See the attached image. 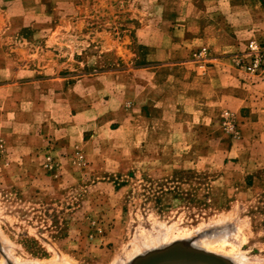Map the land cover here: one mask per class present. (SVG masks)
Instances as JSON below:
<instances>
[{"label":"rangeland","instance_id":"1","mask_svg":"<svg viewBox=\"0 0 264 264\" xmlns=\"http://www.w3.org/2000/svg\"><path fill=\"white\" fill-rule=\"evenodd\" d=\"M227 44L261 70L264 0H0V264H264V139L225 79L199 120L158 66Z\"/></svg>","mask_w":264,"mask_h":264},{"label":"crops","instance_id":"2","mask_svg":"<svg viewBox=\"0 0 264 264\" xmlns=\"http://www.w3.org/2000/svg\"><path fill=\"white\" fill-rule=\"evenodd\" d=\"M233 48V44H227L223 46L219 54L211 56L209 59L210 64L206 66V73L204 75H200L195 64L187 59L158 63V66L167 70L169 73L168 78H171L172 81H175L172 73L176 71L173 74L175 76L179 75L176 78V81L179 84L185 86H190L192 84L199 85V89L195 92H190L188 86L187 90L183 89L182 92L178 94L183 100L181 101L180 106H183L184 110L187 109L185 107L192 106L196 116L194 118L199 120L203 119L208 106L209 74H216L217 81L220 78L223 80L225 79V85H227L225 86L227 87L226 91L225 93H222L220 97L216 94L215 97L217 98V102L219 98H221L223 107L230 108L234 111L239 110L240 113H242V130L245 129L247 124H250L254 130L249 129V134H251L254 143H257L259 139H264V131H262V128H264V66H262L257 74L249 76L245 80H241L239 74L240 71L231 63V56H234V53L232 52L234 51ZM147 69L150 68H143L142 70L149 71ZM151 72L156 75V68L153 67ZM10 85L11 84H8V86ZM59 89L62 90V88ZM238 90L243 91L241 96L235 94V91ZM168 97L167 95H159V101H154L152 105L154 108H161L159 109V113L163 116H170V114H172L169 110V106L171 105L168 102ZM48 98L49 102H51V94H49ZM175 109L177 108L173 107V110ZM47 125H49V127L55 132H57L59 128H62L59 124H55L53 121H50ZM83 125L86 126L85 123ZM121 128L122 124H120L118 129ZM45 137L46 136L43 132V141L45 140Z\"/></svg>","mask_w":264,"mask_h":264},{"label":"bare ground","instance_id":"3","mask_svg":"<svg viewBox=\"0 0 264 264\" xmlns=\"http://www.w3.org/2000/svg\"><path fill=\"white\" fill-rule=\"evenodd\" d=\"M169 246V245H168ZM175 247V246H173ZM165 248V247H164ZM178 248V247H177ZM180 249V248H178ZM178 249L175 248H170L162 253L156 254V255H151L149 257H145L141 260H139L136 264H155L159 261H165V260H178L181 259L182 257H184L186 254H184L181 249L180 251ZM190 249V248H189ZM195 251V250H194ZM155 252V251H154ZM189 252V251H188ZM152 253V252H150ZM148 253V254H150ZM148 256V255H147ZM204 256V255H202ZM186 257V256H185ZM206 258H210V259H204V258H199L196 261L198 262H205V263H209V264H226V262H224L221 258L217 257V256H210V254L205 255ZM213 260V261H212ZM162 263V262H161ZM171 263V262H170ZM167 264V263H166ZM181 264V263H180ZM183 264V263H182ZM228 264V263H227Z\"/></svg>","mask_w":264,"mask_h":264},{"label":"built area","instance_id":"4","mask_svg":"<svg viewBox=\"0 0 264 264\" xmlns=\"http://www.w3.org/2000/svg\"><path fill=\"white\" fill-rule=\"evenodd\" d=\"M257 66V60H254L252 65L248 67L249 70H254ZM230 130L232 129L231 127L229 128Z\"/></svg>","mask_w":264,"mask_h":264},{"label":"water","instance_id":"5","mask_svg":"<svg viewBox=\"0 0 264 264\" xmlns=\"http://www.w3.org/2000/svg\"><path fill=\"white\" fill-rule=\"evenodd\" d=\"M210 256H213V255H210Z\"/></svg>","mask_w":264,"mask_h":264}]
</instances>
